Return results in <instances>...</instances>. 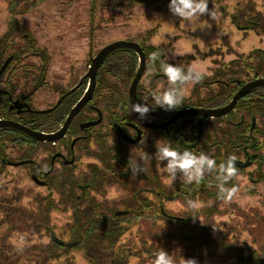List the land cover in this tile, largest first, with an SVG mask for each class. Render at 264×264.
Returning <instances> with one entry per match:
<instances>
[{
	"label": "flooded vegetation",
	"instance_id": "1",
	"mask_svg": "<svg viewBox=\"0 0 264 264\" xmlns=\"http://www.w3.org/2000/svg\"><path fill=\"white\" fill-rule=\"evenodd\" d=\"M1 1L0 216L4 218L11 212L17 221L28 223L26 228L23 227L25 237H34L29 243L21 244L22 247L29 245L34 247L33 249L46 248L53 238L61 248H68L67 252L63 250L55 264H129L133 259L150 264L154 260V253L165 250L172 255L173 251H177L173 242L186 240L187 252H183L185 258H191L192 255L205 256L206 246L214 245L209 252L227 250L238 258L235 264L264 263L262 251L251 246L246 248L239 242L235 246L229 239L223 242L226 234L222 236L223 231L219 232L216 228L214 217L209 220L208 214L202 218L200 213L204 212V209L209 208L210 212L217 210L214 202L204 209L199 206L194 210L200 211L196 223L186 216L190 214L188 209L181 214H170L166 210L165 207H169L166 200H174L178 196L188 202L190 199H196L200 193H208L218 200V172L205 173L199 183L189 184L184 180L180 185L175 183L171 193H168L170 187L162 181L154 160L158 140L171 143L172 147L181 153L190 150L197 155L201 152L210 155L216 160L217 166L220 163L226 164L229 156H235L238 171L246 169L245 175H238L225 184L229 189L235 187L237 192L232 200L223 201L221 206L238 203L236 199L241 195L247 198L262 193L260 188H264V85L254 86L233 102L236 94L245 85L264 78V49L256 47L258 53H253L254 66L247 62L253 58L251 50L261 41L249 52H240L238 55L235 41H229L227 29H224L227 39L224 38V47H219L218 53L211 48L212 44L217 43L215 41L208 50H202L195 45L194 53L183 54L177 47V41L181 37L190 40L191 35L188 34L190 31L179 32L184 29L181 23L173 24L172 29L176 31L172 33L171 38L163 40L156 37L160 26L157 13L171 1ZM208 1L214 5L213 11L216 15L231 16L238 29L245 32L252 30L260 38L264 37V14L257 6L246 5L240 8L242 13H231L232 11H227L223 6L217 9L215 0ZM254 4H257L255 0ZM216 26L222 25L215 24V33ZM100 30H106L107 33L101 35ZM116 33L123 34L125 38L116 39ZM96 35L102 40H96ZM125 42L137 44L144 57H141L138 50L126 44L117 46L99 65L93 81L90 72L98 54L108 45ZM232 48L235 51L228 52ZM154 53L157 54L155 59L152 58ZM66 59L70 60V64L61 69L58 62ZM196 60H199L204 76L200 82L186 86L187 92L182 104L167 111L156 106L152 92L158 88L162 91L169 87L168 79L161 70V62L180 66L187 72L190 64ZM240 62L246 63L245 69L253 68V79H243V74L238 75V72L243 70L238 66ZM84 65L87 70L84 78L74 80L79 72L78 68ZM141 66L144 68L137 82L135 101L147 103L152 107V111L144 119L132 112L130 105V90ZM222 108L228 111L221 115H210L203 111H221ZM73 110L75 114L67 124ZM184 111L190 112L180 115ZM173 118V122L162 127L149 123H165ZM15 124L34 133L56 137L40 138ZM92 142L98 147L96 151L90 149ZM85 146L94 161L89 163L87 170L77 174L73 170L79 165V149ZM105 152L108 157L104 162L102 158ZM140 154H143L145 162L153 161L151 170L148 165H144L143 158L140 159L141 165L134 162ZM91 165L96 168L103 165L108 179L99 184V177H96L88 183L91 207L89 206L88 217L85 218H104L109 223H117L112 227L116 230L122 227L124 232L117 245L108 249L107 253L99 258L92 256V259H87L86 247L79 246V241L86 239L83 231L76 232L73 238L69 230L65 232V239L63 225L59 227L53 223L55 210L61 209V206H64V210L66 206L59 203L58 192H52L57 205L50 212L42 214V208L33 212L31 210L35 206L36 193L44 195V188H49L46 183L54 186L56 183L62 184L70 176L79 178L82 173L91 172ZM134 165L143 169L135 176ZM95 172L93 170L89 178H92ZM180 173L184 177V173L180 171H177L176 177H179ZM237 179H244V182L241 183ZM121 181L123 184L127 183L133 191L132 196L124 200L122 207L98 199L105 195V190L101 187L112 188L106 184ZM188 185L190 188L195 185V188L191 189L194 196H191ZM24 188H27L26 192ZM241 188H244V191L240 194ZM195 192L199 194L196 195ZM148 194H154L158 199H162L163 203L155 201ZM85 203L87 200H84L82 205ZM18 205L26 208L24 214L15 213L12 209ZM74 216L72 214L73 221L68 223L69 227H72L75 221ZM144 219L148 220L150 225H142L143 227L135 232L134 227L139 226V221L143 222ZM154 220L156 224H152ZM160 221L161 225L168 226L162 232L154 228ZM13 228L17 227L13 225ZM7 237H10L12 242L20 243L10 232L0 237V243ZM64 253L68 256L65 257ZM71 253L74 259L70 258ZM254 254L261 261L249 260ZM240 256L246 257L247 260L240 262ZM181 258L182 256L177 254L175 259L178 261ZM234 258L231 257L226 262H232ZM216 263L223 264L219 259Z\"/></svg>",
	"mask_w": 264,
	"mask_h": 264
},
{
	"label": "rangeland",
	"instance_id": "2",
	"mask_svg": "<svg viewBox=\"0 0 264 264\" xmlns=\"http://www.w3.org/2000/svg\"><path fill=\"white\" fill-rule=\"evenodd\" d=\"M214 1V0H213ZM257 4H254V0H215L216 8L219 9V7H225L227 11L231 13H237L238 11L240 13L243 12L240 8L248 7L251 6H257L261 11L262 14H264V0H255ZM249 2V3H248ZM2 1L0 0V5H2ZM248 3V4H247ZM237 4V5H236ZM236 5V6H235ZM169 5H166L163 10L159 11L157 13V19L159 21V31L157 34V38H161L163 40H167L171 38V35L174 31L172 28H174V23H181L182 27L184 28L183 30L179 31L180 33H183V31H190L188 32L190 36V40H186L183 37H181L177 41V47L181 51V53H194V46L197 45L200 49L202 50H208L210 48V45L217 41L216 44H212L211 48H213L214 52H217L220 48L224 47V38L228 39L231 41L232 39L236 43V48L239 53H236L240 55V52H249L251 49H253V46L257 44V46L254 47L253 50H251L250 53H252L253 57L252 59H249L247 62L251 63V66H254L255 60H254V55L253 53H258L256 50L259 47L260 49H264V37H259L254 31L249 30V31H244L241 29H238L234 24L233 20L231 19V16H222L220 14H217V19L213 20L209 14L201 15L199 16L198 19H196L194 22L191 21H186V20H181V18L174 16L170 10H169ZM208 7L210 12L213 11L214 5L210 4L208 1ZM226 12V10L224 11ZM229 14V13H228ZM249 13H247L248 15ZM221 24L222 26H216L217 33L214 31V26L215 24ZM116 27V26H115ZM226 35L225 36V30ZM193 34H192V33ZM99 33L101 35H104L107 33L106 30H100ZM247 33V35H246ZM264 35V34H263ZM106 37V36H105ZM136 37V36H134ZM100 37L96 35V40H98ZM115 38H125L123 34L121 33H116ZM100 40H102L100 38ZM239 46V47H238ZM220 47V48H219ZM235 49L232 48V50H228V52H234ZM220 52V51H219ZM218 53V52H217ZM262 62V61H261ZM184 63V60L183 62ZM258 63V62H256ZM60 65L61 69L66 68L70 64V60H62L61 62H58ZM197 65L201 68L199 60H196L194 63L192 62L191 65ZM246 63L242 64L241 62L238 64L240 66V70L238 72V75L243 74V79H253L255 76V73L253 71V68L251 67L246 68L245 66ZM203 69V68H202ZM79 72L75 75L74 80L78 79H83L87 70L85 65L81 66L78 68ZM226 70H230V68H226ZM225 70V71H226ZM263 76V75H260ZM63 111V110H62ZM60 113V111L58 112ZM62 113V112H61ZM263 124V121H262ZM263 127V125L261 126ZM90 149L92 151H96L98 149L97 145L92 142L90 144ZM80 161L79 165L74 168V172L79 174L80 171H85L88 169V165L90 162L94 161V158L92 156H89L87 153L86 146L85 147H80ZM143 154H146L144 151H142ZM143 154H140L137 158H135L134 162L138 165H141L140 159L143 158L144 160V165H148L149 170L152 169L154 166V163L152 160H149L145 162L146 160L144 159ZM154 160L158 169V173L161 176V179L163 182L167 183L170 187V191L168 193H171V190L175 187L176 184H181L183 181V175L180 173L179 177H176L175 180H172L171 177L167 172L164 171V168L166 165L164 161H159L156 158V155L154 156ZM245 170L238 171V175L244 176L245 175ZM254 176V175H253ZM256 178V176H254ZM176 181V182H175ZM239 182H244V179H237ZM264 181V179H263ZM30 184L33 186L32 181ZM29 184V186H30ZM107 187H112V188H105L101 187L102 189L105 190V195L103 198L98 197L99 200H107L111 205L116 206V207H122L124 200L128 199L132 196V188L126 184H123V181L117 182L115 184H106ZM244 188L240 189V194L244 191ZM25 192L27 191V188H24ZM261 194L257 195L256 197L251 195L248 196L247 198L245 196H240L236 200L238 203H231V204H223L221 206L222 202L225 201L223 199H214L210 196V194L206 193L205 195H202L201 193L199 194L198 192H195L196 199H190L191 201L198 202L199 206L202 207V209L205 208V206H209L213 202L215 203V207H217V210L215 211H209L208 209H204V212L200 213V215H203L202 218H205L209 214V220H211L214 217V222L216 228H218L219 232H222V236L224 235V240L229 239L235 246H237V242L242 243L245 245L246 248L248 247H254L256 250H260L263 253L264 256V188H260ZM150 198L154 199L155 201H160V203H163L162 199H158L154 194H148ZM29 201V200H28ZM169 202L168 206L165 207L168 213L170 214H181L185 210H190V214H187V217L192 216V210L188 202H185L184 199L180 198L179 196L175 198L174 200H166ZM216 201V202H215ZM33 203V202H32ZM165 203V202H164ZM64 206H61V209L55 210L53 213V223L57 224L59 227L63 225L64 233L63 235L66 236L65 232L69 231V225L68 223H72V211L71 210H63ZM195 212V211H194ZM145 220V219H144ZM17 218L13 215V213H9L6 215L4 218H1L0 216V237L4 235L7 232H10L12 237H19L20 238V244L23 245L29 243L30 240L33 239V235L29 236V239L25 237L24 234V229L23 227H27L28 223L27 222H20L17 221ZM13 225L17 228H13ZM149 226L150 223L148 220L145 221H139V226L134 227V231L136 232L138 229L142 228L143 226ZM154 228L162 232L168 228L167 225H154ZM131 235V234H130ZM69 236V235H68ZM17 239V238H16ZM67 239V236L66 238ZM36 240V239H34ZM24 241V242H22ZM47 241V238H46ZM22 242V243H21ZM220 241V243H223ZM174 245H176L177 251H173L172 255L174 258H176L177 254L179 256L185 257V254L183 255V252H187V248L185 245L188 244L186 240H181L179 241H174ZM26 246V245H25ZM206 251H205V256H196L192 255L191 258H194L198 261V264H217L216 260L219 259L220 261L222 260V263L225 264L226 261H228L231 257H236L233 253L224 250V249H218L214 252H209L211 248L214 247L212 245L211 247L206 246ZM193 252V251H192ZM195 253V252H193ZM197 254V253H195ZM200 255V254H199ZM70 258L74 259L73 254H70ZM236 261V260H235ZM147 262H141L138 260H132L129 264H146ZM231 264H235L234 262H230ZM152 264V261L151 263ZM240 264V263H238Z\"/></svg>",
	"mask_w": 264,
	"mask_h": 264
},
{
	"label": "clouds",
	"instance_id": "3",
	"mask_svg": "<svg viewBox=\"0 0 264 264\" xmlns=\"http://www.w3.org/2000/svg\"><path fill=\"white\" fill-rule=\"evenodd\" d=\"M170 12L181 20L194 22L201 15L209 14L213 20L217 19L214 11L209 10L208 0H171L169 4ZM157 54H153L155 59ZM161 70L168 79L169 87L160 90L159 88L152 92L155 105L167 110L178 108L186 95L187 85L196 84L203 79L204 71L199 66L193 64L188 67L187 72L177 65L161 62ZM131 111L139 113L140 118H146L147 114L152 111L147 103H135L131 105ZM156 158L159 161H167L164 171L169 174L172 180L176 179L177 171L183 172V180L185 183H199L203 180L205 173H217L218 198L223 200H232L237 189L227 188L225 184L228 181L238 176L236 167V157L229 156L227 163H220L217 166L216 160L210 155L201 152L199 155L190 150H185L183 153L174 149L171 143H165L158 140L156 142ZM134 150V149H133ZM132 150V151H133ZM139 171H143L137 165L133 166V175ZM188 205L192 210L199 207L198 202L189 200ZM152 264H198L194 258L182 257L178 261L168 251L159 250L154 253Z\"/></svg>",
	"mask_w": 264,
	"mask_h": 264
},
{
	"label": "trees",
	"instance_id": "4",
	"mask_svg": "<svg viewBox=\"0 0 264 264\" xmlns=\"http://www.w3.org/2000/svg\"><path fill=\"white\" fill-rule=\"evenodd\" d=\"M129 1L134 2L136 0H129ZM145 1L146 2L166 1V3H170L171 0H145ZM262 69L264 70V61H263ZM106 153L107 152H105L102 158V161L104 162L108 157V154ZM89 170L91 172L93 170L96 171L95 175H93L94 178L93 177L89 178L91 172L90 173L86 172V173H82L79 178L75 176L67 177L62 184L56 183L54 186L52 184L53 188L52 186H49L46 183V186H48L49 188L48 189L44 188V195H40L36 193V196L34 198L35 206H33L31 212H33L35 209L39 210L41 208H42V214L50 212L57 205V201H55L54 197H52L53 196L52 192L54 191L58 192L60 195L59 203H64L66 205L64 209L71 210L72 213L75 215L74 216L75 221L72 227H69L71 235L74 238L76 232H78L79 230L83 231V235L84 237H86V239L83 238L82 241H79V246L86 247V251H85L86 258L92 259L93 258L92 256L99 258L105 253H107L108 249L115 247L120 237L122 236L124 230L122 227H119V229L116 230L112 226L116 225L117 223L115 222L109 223L104 218H98V220L85 218L88 217L87 210L90 206L89 202L91 200L88 183L91 181V179L94 180L96 177H99V181H98L99 184H102L104 180L108 179L106 169L105 167H103V165L101 168L99 167L96 168V166L91 165L89 166ZM188 187L190 189L191 196L192 195L194 196V192L192 193L191 189H194L195 185H191V188L188 185ZM84 200H87V203L82 205ZM66 203H70V205H67ZM147 207H149V205H147ZM12 209L15 210V213H21V214H24L25 213L24 211H26V208L23 205H18L17 207L14 206L12 207ZM46 210L47 212H45ZM199 212H200L199 210L192 212L191 218L195 220L194 223H196V221L198 220L197 214ZM152 224H156L155 220L152 222ZM201 228L205 229V227H201ZM16 238L20 240L19 237ZM33 248H31V246L29 245L22 247L19 242L10 241V237L4 238L3 241H1L0 243V264H55V262L59 260L61 254L63 253V250L64 252L68 251V248L66 247L61 248V245H59L56 241H54L53 238L51 243H49L46 248H36V249ZM254 255L251 256L249 260H251L252 262H256L257 260L261 261V259H257L258 257ZM66 256L68 255L66 254L65 257ZM244 260L245 261L247 260L246 257L242 258L240 256L239 261L242 262ZM237 261L238 258L235 257L232 262L235 263ZM225 264H231V263L226 262Z\"/></svg>",
	"mask_w": 264,
	"mask_h": 264
},
{
	"label": "water",
	"instance_id": "5",
	"mask_svg": "<svg viewBox=\"0 0 264 264\" xmlns=\"http://www.w3.org/2000/svg\"><path fill=\"white\" fill-rule=\"evenodd\" d=\"M124 44H126V45H128V46H130V47H133L134 49H136V50H138V48H139V46L137 45V44H134V43H132V42H125V43H116V44H112V45H108L107 47H105L99 54H98V56L96 57V59L94 60V63H93V66H92V68H91V75H92V77H93V81L95 80V73H96V70H97V68L99 67V65L102 63V61L104 60V58L108 55V53L111 51V50H113L115 47H117V46H121V45H124ZM138 52L141 54V57H144V55H143V52H142V50H138ZM143 59V58H142ZM143 68L144 67H140L139 68V72L137 73V75H136V77H135V79H134V83H133V87L131 88V90H130V105H132V104H135L136 103V93H137V82H138V80L140 79V76H141V74H142V71H143ZM261 85H264V78H262V79H257V80H254L253 82H249L247 85H245V87L242 89V90H240L239 91V93H237L236 94V96L234 97V103L237 101V99L239 98V97H241L247 90H250L251 88H253L254 86H261ZM232 105H230V107H231ZM230 107L228 108V110L230 109ZM226 108V107H225ZM225 108H222L221 109V111H215V110H203L206 114H219V115H221V114H224V113H226L228 110L227 109H225ZM76 110V109H75ZM75 110H73L72 111V113H71V115H70V117L68 118V120H67V124H68V122H70V120H71V118H72V116L75 114ZM192 110V109H191ZM194 110H192V112H193ZM187 112H190V111H184V112H181L180 113V115L181 114H183V113H187ZM135 114L138 116V117H140L139 116V114L138 113H136L135 112ZM175 120V118H173V119H170L169 121H167V122H165V123H160V124H157V123H151V122H149L150 123V125H153V126H155V127H162V126H165V125H167V124H169V123H171V122H173ZM148 123V122H147ZM148 123V124H149ZM16 126H20V125H18V124H15ZM22 129H24V130H26V131H28V132H31L29 129H26L25 127H22V126H20ZM31 133H33L34 135H36V136H38V137H40V138H47V139H53V138H55L56 137V135H45V134H40V133H34V132H31Z\"/></svg>",
	"mask_w": 264,
	"mask_h": 264
}]
</instances>
